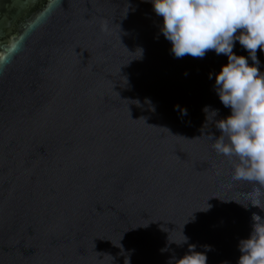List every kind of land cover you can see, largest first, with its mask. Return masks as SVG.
Masks as SVG:
<instances>
[{
    "label": "water",
    "instance_id": "water-1",
    "mask_svg": "<svg viewBox=\"0 0 264 264\" xmlns=\"http://www.w3.org/2000/svg\"><path fill=\"white\" fill-rule=\"evenodd\" d=\"M162 19L150 0H0V264H169L190 244L237 264L264 196L212 147L227 56L177 58Z\"/></svg>",
    "mask_w": 264,
    "mask_h": 264
},
{
    "label": "clouds",
    "instance_id": "clouds-1",
    "mask_svg": "<svg viewBox=\"0 0 264 264\" xmlns=\"http://www.w3.org/2000/svg\"><path fill=\"white\" fill-rule=\"evenodd\" d=\"M150 2L153 11L163 18L160 31L171 42V52L177 58L186 54L202 58L208 50L218 55L226 54L227 63L215 73L214 87L223 105L231 111L216 119L218 109L205 106L203 110L207 122L209 113L213 114V123L220 131L219 136L211 137L212 147L218 154L237 158L232 179L253 182L255 187L248 202L261 208L264 196V71L257 50L264 51V0ZM236 41L247 50V56L233 51ZM140 50L142 55L143 50ZM212 76L210 72L209 78ZM181 112L186 115L187 109L182 108ZM252 221L250 235L239 240L241 255L237 264H264V217L253 213ZM184 237L180 242L169 241L181 245L188 240L186 235ZM203 247L206 251H197L196 245L190 244L189 251L179 258L172 256L169 264H207V250H211V246Z\"/></svg>",
    "mask_w": 264,
    "mask_h": 264
}]
</instances>
